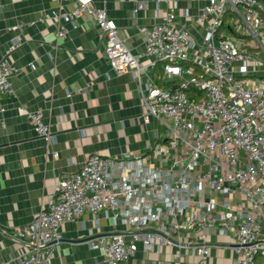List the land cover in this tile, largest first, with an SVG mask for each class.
I'll list each match as a JSON object with an SVG mask.
<instances>
[{
  "label": "built area",
  "instance_id": "2783aa9c",
  "mask_svg": "<svg viewBox=\"0 0 264 264\" xmlns=\"http://www.w3.org/2000/svg\"><path fill=\"white\" fill-rule=\"evenodd\" d=\"M70 1L73 9L47 12L40 21H52L57 37L66 38L69 29L62 20L76 25L82 14L94 15L108 62L117 74H134L142 116L159 121L164 134L143 157L89 154L79 170L58 179L53 199L19 229L30 250L1 264H49L63 238V223L86 211L110 212L128 228L89 241L103 249L101 264L127 262L140 246L159 251L165 245L188 249L205 264L215 233L233 234L229 246L238 255L236 264H258L264 255L262 1L209 0L197 14L201 40L168 11L140 27L146 44L137 54L106 7ZM157 65L168 86L150 73ZM19 72L0 59V95L14 93L12 78ZM20 110L50 140L43 111L23 104Z\"/></svg>",
  "mask_w": 264,
  "mask_h": 264
},
{
  "label": "crops",
  "instance_id": "0c3cea01",
  "mask_svg": "<svg viewBox=\"0 0 264 264\" xmlns=\"http://www.w3.org/2000/svg\"><path fill=\"white\" fill-rule=\"evenodd\" d=\"M93 1L97 7H106L120 36L135 54L142 53L146 44L140 27L159 21L168 11H174L201 40L204 29L197 14L209 2ZM141 2L145 7L138 8ZM73 8L70 0H0V59L6 58L20 68L12 78L14 93L0 95V264L30 250L19 229L53 199L58 179L79 170L89 154L143 157L164 134L159 121L143 118L142 97L134 74H117L108 62L94 15L82 14L76 25L62 20L61 24L69 29L66 38L57 37L52 21H40L47 12ZM160 67L157 65L150 73L168 86ZM143 82L146 87L147 77ZM22 104L43 111L51 127L50 140L29 122L20 110ZM124 229L128 228L106 211H86L75 220H66L61 227L63 238L49 264H101L103 249L92 248L89 241ZM211 238L214 245L205 264H236L238 255L229 246L233 234L215 233ZM153 262L200 264L188 249L166 245L159 251H146L140 246L122 264ZM258 264H264V255Z\"/></svg>",
  "mask_w": 264,
  "mask_h": 264
},
{
  "label": "rangeland",
  "instance_id": "374dc122",
  "mask_svg": "<svg viewBox=\"0 0 264 264\" xmlns=\"http://www.w3.org/2000/svg\"><path fill=\"white\" fill-rule=\"evenodd\" d=\"M160 84L162 85V83H160ZM166 88H168V87H166ZM260 256H263V255H262V254H260V255L258 256L257 260L259 259V257H260Z\"/></svg>",
  "mask_w": 264,
  "mask_h": 264
},
{
  "label": "trees",
  "instance_id": "16d2710c",
  "mask_svg": "<svg viewBox=\"0 0 264 264\" xmlns=\"http://www.w3.org/2000/svg\"><path fill=\"white\" fill-rule=\"evenodd\" d=\"M261 1H262L263 5H264V0H261ZM263 16H264V8H263Z\"/></svg>",
  "mask_w": 264,
  "mask_h": 264
}]
</instances>
